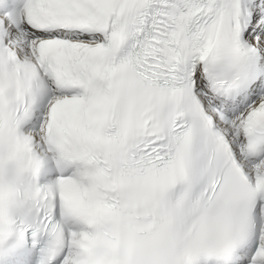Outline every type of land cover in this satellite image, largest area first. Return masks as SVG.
Listing matches in <instances>:
<instances>
[{
  "label": "snow or ice",
  "instance_id": "1",
  "mask_svg": "<svg viewBox=\"0 0 264 264\" xmlns=\"http://www.w3.org/2000/svg\"><path fill=\"white\" fill-rule=\"evenodd\" d=\"M0 264H264V0H0Z\"/></svg>",
  "mask_w": 264,
  "mask_h": 264
}]
</instances>
